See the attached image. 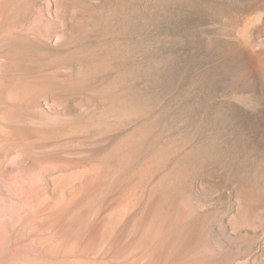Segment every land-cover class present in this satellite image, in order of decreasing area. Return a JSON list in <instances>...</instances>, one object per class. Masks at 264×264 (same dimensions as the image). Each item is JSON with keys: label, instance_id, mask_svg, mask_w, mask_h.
Returning a JSON list of instances; mask_svg holds the SVG:
<instances>
[{"label": "rangeland", "instance_id": "1", "mask_svg": "<svg viewBox=\"0 0 264 264\" xmlns=\"http://www.w3.org/2000/svg\"><path fill=\"white\" fill-rule=\"evenodd\" d=\"M58 261L264 264V0H0V264Z\"/></svg>", "mask_w": 264, "mask_h": 264}, {"label": "bare ground", "instance_id": "2", "mask_svg": "<svg viewBox=\"0 0 264 264\" xmlns=\"http://www.w3.org/2000/svg\"><path fill=\"white\" fill-rule=\"evenodd\" d=\"M43 254H44V252H43ZM81 261H82V260H81ZM57 264H66V263L61 262V261H58Z\"/></svg>", "mask_w": 264, "mask_h": 264}]
</instances>
